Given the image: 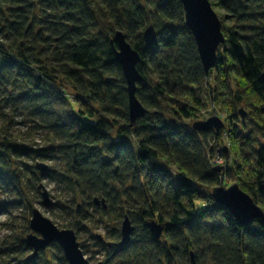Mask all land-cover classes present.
<instances>
[{
	"label": "trees",
	"instance_id": "obj_1",
	"mask_svg": "<svg viewBox=\"0 0 264 264\" xmlns=\"http://www.w3.org/2000/svg\"><path fill=\"white\" fill-rule=\"evenodd\" d=\"M209 1L223 11L224 43L206 77L179 0H0V189L22 195L24 185L41 196L40 181L50 178L86 206L97 198L100 210L116 209V224L127 217L134 230L118 247L119 230L111 231L106 264H264V222L240 227L209 195L220 177L204 150L223 130L191 129L207 100L221 101L240 160L235 182L264 212V0ZM150 25L156 41L147 46ZM116 32L140 56L135 96L145 111L132 124ZM244 104L259 138L240 143L231 120ZM13 125L44 132V148L14 135ZM48 158L62 167L38 171L33 161ZM150 221L163 226L158 240ZM27 231L29 221L0 244V264H67L57 243L50 256L26 261Z\"/></svg>",
	"mask_w": 264,
	"mask_h": 264
},
{
	"label": "rangeland",
	"instance_id": "obj_2",
	"mask_svg": "<svg viewBox=\"0 0 264 264\" xmlns=\"http://www.w3.org/2000/svg\"><path fill=\"white\" fill-rule=\"evenodd\" d=\"M213 9L218 16L222 17L223 11L218 7H214ZM233 85L232 88L235 89L236 86ZM67 94L69 96V101L73 104L74 108L77 109L79 105L75 103V98L72 95L73 92L69 90L67 91ZM248 98H252L251 95H249ZM220 102V100L215 102L207 100L206 107L202 110L196 121L206 120L209 117L217 116L224 123V127L220 129L223 131L219 142H217L216 139L207 140V147L204 150V155L210 158L211 163L214 165L213 171L220 177V182L216 187H228L231 184L238 183V181L235 182V180L239 179L237 165L240 163V160L232 158L236 155H234V152L228 143L227 136H225L231 128L228 126L229 124L226 121V115ZM252 105L255 109L258 104L252 103ZM243 106L244 107L239 110L245 112V117H241L238 113V118L236 120H231L236 125L235 131L239 132L238 139L240 143H243V137L251 140L259 138L258 129L252 126V124L258 122L254 116L255 112L253 113V108L248 107V104H244ZM3 111L7 113L5 108ZM20 117L21 116H19V118ZM2 121L3 119L0 118V125H2ZM192 122L189 123V126H191ZM11 129L18 131L13 132V134L15 135L19 133L27 143L34 147V149H41L46 145L44 132L31 130V134L28 135L27 129L24 126L18 128V126L13 125L11 126ZM244 142H246V140ZM210 150L213 151L210 152ZM35 162L46 164L48 169L62 167V162L60 163L58 160L49 158L37 159L33 161L34 164ZM169 176L170 184L172 186L176 185L178 174L174 168H169ZM22 183L24 184V181ZM40 183L44 185L48 194L49 201L46 205L42 204L43 199L39 192L28 193L26 188H24V185H22V195H15V193L5 194L3 190L0 189V244H7L9 241L15 239V237L20 236L21 232H23L24 225L26 226L27 221L31 219V210L38 209L44 217L51 220L59 229H65L67 227L74 228L75 225L79 223L78 228L75 230V236L85 259L84 264H106V254L103 249L108 245H112L109 244V235L116 227L120 233L121 223L116 224L117 218L113 216L116 209L108 208V210L105 209L102 211L100 210L101 205H94L93 202H91L89 206H86L82 199L79 197H73L72 193L66 187L56 184L50 178H44ZM214 187L209 191L210 196ZM11 201L16 203L10 204ZM50 204H54V207L49 208L48 205ZM30 232L31 231H27L24 236ZM96 237H100V239H97ZM119 241L120 238L115 242V247H118ZM40 251H44L46 255L49 256L52 253V249L48 246ZM31 252L32 250L26 252L24 254V259Z\"/></svg>",
	"mask_w": 264,
	"mask_h": 264
},
{
	"label": "water",
	"instance_id": "obj_3",
	"mask_svg": "<svg viewBox=\"0 0 264 264\" xmlns=\"http://www.w3.org/2000/svg\"><path fill=\"white\" fill-rule=\"evenodd\" d=\"M184 11V23L189 29L196 45V50L200 65L205 76L214 68L217 62V50L224 43V36L221 31V20L214 11L209 0H179ZM143 41L147 46H151L156 41V32L150 25L143 31ZM116 48H113L115 61L120 65L122 74L126 82L128 95V111L131 124L144 114V108L137 100L136 84L143 81V77L136 69L140 56L126 42L121 32L114 35ZM264 77V72L262 74ZM241 117H245V112L239 110ZM224 127L223 121L212 116L206 120L193 122V131L213 130L215 134ZM36 169L40 172L46 171L47 166L37 163ZM217 170V169H216ZM42 204L48 203V194L45 187L40 184ZM211 197L214 202L229 212L231 217L240 226H246L253 219H260L264 222V212L256 205L253 199L243 192L237 184L229 187L217 186L212 190ZM94 205L101 204L105 207L104 201L93 199ZM151 235L158 240L161 237L163 226L154 221L146 223ZM31 232L25 236V244L31 248L32 252L25 258L26 261L33 260L38 256L40 250H44L52 243H57L62 249L67 264H84L85 259L79 248V243L71 229H59L51 220L44 217L38 209H33L29 220ZM134 227L130 224L127 217H124L120 226V241L118 246L129 243ZM100 239V237H99Z\"/></svg>",
	"mask_w": 264,
	"mask_h": 264
}]
</instances>
